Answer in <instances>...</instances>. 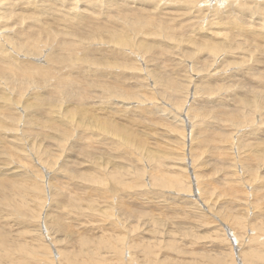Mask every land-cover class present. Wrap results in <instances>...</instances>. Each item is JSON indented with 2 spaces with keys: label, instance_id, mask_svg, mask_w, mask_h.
Returning <instances> with one entry per match:
<instances>
[{
  "label": "rangeland",
  "instance_id": "1",
  "mask_svg": "<svg viewBox=\"0 0 264 264\" xmlns=\"http://www.w3.org/2000/svg\"><path fill=\"white\" fill-rule=\"evenodd\" d=\"M110 1L120 5L92 4L70 30L56 20L68 0H18L23 9L0 19L3 34L40 25L81 48L103 38L101 50L137 61L105 64L109 52L69 50L60 34L21 50L14 33L0 39V264H264V8L216 26L195 4L149 20L164 27L142 35L118 15L128 2ZM127 20L125 38L105 41ZM88 31L101 37L87 41ZM10 55L47 78L11 74Z\"/></svg>",
  "mask_w": 264,
  "mask_h": 264
},
{
  "label": "bare ground",
  "instance_id": "2",
  "mask_svg": "<svg viewBox=\"0 0 264 264\" xmlns=\"http://www.w3.org/2000/svg\"><path fill=\"white\" fill-rule=\"evenodd\" d=\"M21 1H25V0H21ZM27 1V0H26ZM33 1V0H32ZM50 1V0H49ZM59 1H61L62 2V0H59ZM67 1V0H66ZM150 1L151 0H125V2L127 3L128 2V4H129V8H132L133 10H130V12H128V13H123V12H120L118 15L120 16V17H125V16H130V17H134L135 19H137V21H139V22H136L135 24H131V25H134V27H131V28H134L135 29V31H137V33L138 34H141L142 33V35H148V29H146V28H144L145 26H150L151 25V29H156V30H162L163 29V27H164V25L163 24H159V23H155V24H152V23H150L149 22V20L150 21H152V19L153 18H155V17H160L159 19L160 20H162V21H165L164 20V17L163 16H166L167 17V15H169V14H174L173 12L174 11H180L181 9L182 10H188V9H190V8H192V7H194L195 6V4H197V6H198V9L199 10H197L196 11V13L198 14V16L196 17V18H198V19H202L206 14H204V13H210V17L212 18V16H211V13L212 12H214L215 13V18H217L218 19V22H216V26H220V24H223L221 21H220V19H219V17L221 16V18H222V15H225V14H228V13H233V14H235V15H238V14H240L241 16H247V15H249V14H251L254 10H257V9H261V8H264V1L263 2H260V1H262V0H253L254 1V5L255 6H252L250 3H252V2H250L249 1V3L248 2H246L245 0H230L229 2H228V4L231 2V4H234L235 6L233 7V10L232 11H228V9H227V12H224V11H220V8L218 7V5L219 4H222V3H227V0H199V1H197V0H157L156 2H154V4H150ZM165 1V3L163 4V2ZM252 1V0H251ZM256 1V2H255ZM15 2L16 3H18V0H0V19L2 18V16H4L5 14H8V16H11L12 14H15V12H18L17 10H15V11H13L15 8H18V9H23V7H20V5H18L17 4V7H15V8H12L14 5H15ZM22 2V3H23ZM147 2V3H146ZM29 3V2H28ZM27 3V4H28ZM35 3H36V1H35ZM40 3V2H39ZM41 3H42V1H41ZM56 3V2H55ZM64 3V8H63V11L61 12L62 14L64 13V16L62 15V16H58L57 18H56V20H57V25H60V26H62L61 28L62 29H68V30H70L71 28H73V29H75L77 26H74L75 24H77V25H81L87 18H88V15L84 12V10L88 7V6H90V5H94V4H97V3H103V4H105V7L106 6H115L116 4H119L120 5V2H118V1H110V0H68V2H63ZM153 3V2H152ZM167 3H169V4H172L173 6H172V8H166L165 9V7H164V5H166ZM206 4V5H208L209 4V8L210 7H215V8H213L212 10H211V12H205L201 7H200V5L199 4ZM211 3H213V4H211ZM257 3V4H256ZM35 5V4H34ZM33 5V6H34ZM38 5V4H37ZM58 5V4H57ZM211 5V6H210ZM31 6V4H28L27 5V7L25 8L24 7V9H26L27 10V8L30 10V7ZM36 6V5H35ZM50 6V5H49ZM52 6H54L53 5V3H52ZM61 6V5H60ZM32 7V6H31ZM43 8H44V6H42ZM96 7H97V5H96ZM121 7V6H120ZM228 7V6H227ZM36 8H37V6H36ZM205 8H208V7H205ZM55 9L56 8H52V10L53 11H55ZM25 10V11H26ZM36 10V9H35ZM45 10V9H44ZM49 10V9H48ZM75 10H76V12H75ZM79 10V11H78ZM104 10V12H102L103 13V15H104V13L106 14V16L104 15V17L106 18V20H108L109 22H111L113 19H112V17H114V16H116L115 14L113 15V12L114 11H116L114 8H105V9H103ZM182 10H181V12H182ZM86 11H89L90 13H95V11H94V9L92 10V9H87ZM45 12H47V11H45ZM194 12V11H193ZM204 12V13H203ZM118 13V12H117ZM19 14H21V13H19ZM25 14V13H24ZM23 13H22V15H24ZM28 14H32V15H37V16H40V15H38V13L36 12V14H33V12L31 13V10L29 11V13ZM46 14V13H45ZM97 14V13H96ZM150 14H156V15H150ZM171 14V15H172ZM213 14V13H212ZM44 15V14H43ZM170 15V16H171ZM194 15V14H193ZM214 15V14H213ZM48 16L50 17L51 15H50V13L48 14ZM48 16H46V17H48ZM92 16V15H91ZM182 17V16H181ZM180 17V18H181ZM91 18V17H90ZM179 18V17H178ZM208 18V17H207ZM206 18V19H207ZM9 19V18H8ZM8 19L6 20L7 21V23H8ZM16 19H18V20H21V18L20 17H16ZM50 19V18H49ZM53 19V18H52ZM100 19V18H99ZM166 19V18H165ZM177 19V18H176ZM184 19V18H183ZM2 20V19H1ZM0 20V21H1ZM23 20V19H22ZM25 20V19H24ZM26 20H30V19H26ZM51 20V19H50ZM105 20V21H106ZM155 20V19H154ZM30 21H32L34 24H35V20H30ZM73 21H75L76 23L75 24H72V22ZM92 21H93V18H92ZM104 21V22H105ZM128 21H130V20H127L126 21V23H124V24H117L118 26H119V30H117L114 34L113 33H111V34H109V36L107 37V39H105V41H108V42H110V39H111V41H112V43L113 44H115L116 43V41L120 38V37H126V35H125V33L127 32V30H128V26H131V25H127L128 24ZM1 22H3V21H1ZM12 22H14V21H12ZM54 22V21H53ZM56 22V21H55ZM54 22V23H55ZM95 21H93V23H94ZM103 22V23H104ZM107 22V21H106ZM105 22V24L107 25H111V23H106ZM166 22H169V21H166ZM172 22V21H171ZM17 23V22H16ZM18 23H20V22H18ZM36 23H38L37 21H36ZM54 23H52L51 21H48V25H50V27H52V26H56L57 27V25L56 24H54ZM176 24L175 25H179V24H177V22H175ZM181 23V22H180ZM13 24V23H12ZM22 24V23H21ZM39 24V23H38ZM95 24V23H94ZM97 24V23H96ZM98 24H101L102 25V22H100V23H98ZM98 24H97V26H98ZM113 24V23H112ZM15 25V24H14ZM86 25V24H85ZM172 25V24H171ZM174 25V26H175ZM224 25V24H223ZM222 25V26H223ZM8 26V25H7ZM10 26H11V24H10ZM35 26V25H34ZM39 28V30H36V32H34L35 34H31V32H32V30H29L28 32H22L21 30H20V32H17V28H16V31H6L5 32V34H3V33H0V39H1V41L3 40L2 39V37L4 38L5 36H12V35H9V33H14V35H16V36H14L16 39H18L17 41H19V43H20V46H17V48L19 49V50H21L22 48H27L28 49V47H29V45H30V47L31 46H33L34 44H35V42H33V41H43V40H41L40 38H42L44 35H47V36H50L49 38H53V37H55V35H59V37L60 36H64V37H67V41H66V39H64V41L66 42V44H68L71 40V35H69V32L68 31H61V32H59V31H54V30H51V28H48V29H45V28H43L42 26H40V25H37ZM36 26V27H37ZM156 26V27H155ZM11 27H13V26H11ZM21 27V26H20ZM32 27V26H31ZM99 27V26H98ZM97 27V28H98ZM102 27H103V25H102ZM101 27V28H102ZM182 27V26H181ZM10 28V27H9ZM60 28V29H61ZM79 28V27H78ZM171 28H172V26H171ZM170 28V29H171ZM177 28V27H176ZM208 28H210V27H208ZM208 28H207V31H211V32H213V33H215V29H209L208 30ZM218 28V27H217ZM100 29V28H99ZM105 29V28H104ZM173 29V28H172ZM192 29H193V27H192ZM222 29V28H221ZM6 30H7V28H6ZM12 30H13V28H12ZM23 30V29H22ZM28 30V29H27ZM34 30H35V27H34ZM175 30V29H174ZM177 30H175V32H176ZM179 31H181V30H179ZM193 31H194V33H196L195 31L196 30H194L193 29ZM206 31V32H207ZM219 31H220V29H219ZM218 31V32H219ZM228 31V29H226L225 30V32H227ZM4 32V31H3ZM51 33V34H49V33ZM102 32V31H101ZM110 32V31H109ZM182 32H184V31H182ZM224 32V33H225ZM86 33V32H85ZM100 33V32H99ZM104 33V32H103ZM130 33H132V32H130ZM190 33H191V30H190ZM193 33V34H194ZM134 34V33H133ZM182 34V33H181ZM217 34H219V35H222L221 33H217ZM23 35V36H22ZM102 35V34H101ZM179 35H180V33H179ZM196 34H194V36H195ZM243 35H245V33L243 34ZM247 35V34H246ZM70 36V37H69ZM100 36V34H97V35H95V34H91V32H89L88 31V36L87 37H85L84 39L85 40H87V41H89V40H92V39H94V38H96V37H99ZM189 36V35H188ZM190 36H191V34H190ZM202 36V35H201ZM237 36H239V33H237ZM40 37V38H39ZM46 37V36H45ZM58 37V36H57ZM101 37V36H100ZM205 37H209L210 38V36H205ZM75 38V37H74ZM12 39V38H11ZM59 39H61V38H59ZM76 40H74V41H71L70 42V44H69V50L70 49H73V46H75L74 48L75 49H77V50H79V52H80V50H82V52L81 53H88V54H90L89 53V50L90 49H93L94 47H96V46H99V47H96L97 49L98 48H103L104 49V47H103V45H101V44H98L102 39H99L98 41L99 42H97V41H95V42H92V41H90V42H87V46L85 45V47H83L82 46V48H81V42L80 41H78V40H81V38H75ZM83 39V40H84ZM261 40V39H260ZM259 40V41H260ZM17 41H16V43H17ZM59 41V40H58ZM6 42V41H5ZM64 42V43H65ZM144 42V41H143ZM214 42V41H213ZM262 42V41H261ZM18 43V44H19ZM38 42H36V47H37V44ZM46 43V42H45ZM93 43H95V44H97V45H94ZM7 44V43H6ZM14 44V43H13ZM44 44V43H43ZM88 44H92L94 47H88ZM102 44H105V42L104 43H102ZM8 45V44H7ZM45 45V44H44ZM54 45V44H53ZM65 45V44H64ZM258 45H259V42H258ZM264 45V44H263ZM67 46V45H66ZM112 47H109V48H112V50H111V52L109 51V50H101V48H100V50H99V54H101V56L102 55H107V54H105L106 52H109L110 53V55H108L107 56V58L106 59H104L103 60V62L105 63V64H111V63H114V62H118L119 60H121V59H119V57L120 58H126V61H127V58L128 57H124V56H122V54L124 53V52H121V51H118V50H115V45H111ZM130 46H132V47H136L135 45H133V44H130ZM159 46V45H158ZM164 46V44L162 43V47ZM14 47V46H13ZM147 47H148V45H147ZM161 47V46H160ZM44 48V47H43ZM58 48V47H57ZM86 48V49H85ZM96 49V50H97ZM106 49V48H105ZM15 50V49H14ZM57 50H63L62 49V47H59ZM103 51H106V52H103ZM0 52H2L1 50H0ZM4 52H6V54H7V51H4ZM20 52V51H19ZM46 52V51H45ZM55 52V51H54ZM92 52V51H91ZM5 54V53H4ZM10 54V53H9ZM52 53L50 52V53H48V55H51ZM72 54V53H71ZM75 54V53H74ZM87 54V55H88ZM0 55H2V54H0ZM56 55V54H55ZM121 55V56H120ZM128 55V54H127ZM53 56V55H52ZM83 56V55H82ZM81 56V57H82ZM100 56V55H99ZM113 56H115L116 57V60L113 58ZM1 57V56H0ZM93 58V57H92ZM130 58H132V59H134L133 57H130ZM130 58H128V59H130ZM7 59V63H8V70L9 71H13L14 73H11V74H13V75H15L16 74V70L17 71H19V76L20 77H22V78H25V77H28L29 79H31V77L33 76V74L34 73H37V74H40V76L41 77H43V78H47V74H49V73H47L46 72V69H44L42 66H29L28 64H26V63H24V64H22L23 65V67H19V66H16L15 67V65L13 64L14 63V61H13V56L12 55H10L9 57H7L6 58ZM12 59V60H11ZM101 59V58H100ZM131 59V61H133ZM91 60V59H90ZM135 61H136V59H134ZM92 61V60H91ZM94 61V60H93ZM125 61V60H124ZM130 61V62H131ZM90 62V61H89ZM137 62V61H136ZM135 62V63H136ZM2 63V62H1ZM83 63V62H82ZM132 63V62H131ZM40 64H42L41 62H39V64H37V65H40ZM20 65V64H19ZM113 65V64H112ZM2 67V66H1ZM4 67V66H3ZM2 67V68H3ZM2 68H0V69H2ZM80 68V67H79ZM133 68H135V66L133 65ZM81 69V68H80ZM44 70H45V72H44ZM61 70V69H60ZM65 70V69H64ZM63 70V71H64ZM58 70H56V72H57ZM82 71H84V70H82ZM8 72V71H7ZM52 72V71H51ZM61 72V71H60ZM98 72H101V71H98ZM109 74H111V75H117V77H118V75H120V72H118V73H116V72H113V71H107ZM107 72L106 73H104L105 75L107 74ZM34 75H36V74H34ZM43 75V76H42ZM55 75V74H54ZM60 75V74H59ZM66 76H68V75H66ZM101 77H104V76H102L101 75ZM100 77V78H101ZM92 78V77H91ZM108 78H110V77H108ZM57 79V78H56ZM64 79H66V78H64ZM93 79H96V78H93ZM93 79H91V81H94V82H99L98 80L96 81V80H93ZM55 80V79H54ZM72 82V81H71ZM89 82H90V78H89ZM166 82V81H165ZM69 83H70V81H69ZM69 83H67V82H65V80H63V79H58L57 80V86L59 87V86H71ZM87 83V82H86ZM104 83V82H103ZM161 83H164V81H162ZM83 84V83H82ZM112 84V83H111ZM103 86H105V87H107V84H102ZM111 87V86H110ZM112 87H113V85H112ZM112 91H113V89H112ZM109 92H110V90H109ZM113 93L115 94V95H117V96H119L120 97V94L119 93H122L121 91H116V90H114L113 91ZM124 96H127V95H125L124 94ZM52 98V97H51ZM36 99V98H35ZM149 108V107H148ZM148 108H146V111L148 110ZM153 108H154V106H153ZM150 109V108H149ZM145 110V109H144ZM155 110V109H154ZM145 111V112H146ZM150 111V110H149ZM156 112V111H155ZM154 112V113H155ZM109 128H105L104 130H108ZM111 130V129H110ZM109 132V131H108ZM107 132V133H108ZM121 132V131H120ZM125 134V133H124ZM123 134V135H124ZM116 135V134H115ZM119 135H121V134H119ZM112 136H114V135H112ZM115 137V136H114ZM127 137V136H126ZM127 139H128V137H127ZM260 158V157H259ZM232 192H230V194H231ZM111 198V197H110ZM61 215V214H60ZM59 223H60V221H59ZM61 224V223H60ZM68 225V224H67ZM0 238H1V236H0ZM1 243V242H0ZM2 244V243H1ZM11 260H13V259H11ZM10 261V260H9ZM11 263L12 264H15V262H12L11 261ZM3 264H7V261L5 262V263H3Z\"/></svg>",
  "mask_w": 264,
  "mask_h": 264
}]
</instances>
